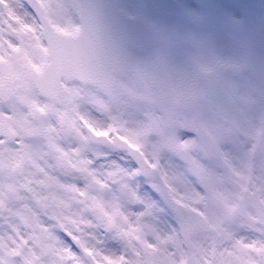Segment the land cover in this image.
<instances>
[{
  "label": "rangeland",
  "instance_id": "374dc122",
  "mask_svg": "<svg viewBox=\"0 0 264 264\" xmlns=\"http://www.w3.org/2000/svg\"><path fill=\"white\" fill-rule=\"evenodd\" d=\"M39 1L55 26L71 29L75 0ZM1 4L5 8L0 10V72L7 75L4 82L8 84L20 61L35 62L40 53L35 48L38 34L34 21L22 7L20 13L9 6L22 3L1 0ZM177 65L160 73L155 87L143 92L130 88L118 101L104 95L113 86L96 88L77 82L68 83L57 100H43L25 84L12 98L0 99V118L13 132L0 139V207L7 203L16 210L0 216V235L13 225L35 228L43 250L37 264H51L56 257L45 248L52 242L49 229L69 226L68 217L74 226H84L77 205L72 203L82 191L76 188V178L83 176L75 157L84 144L95 145L85 140L79 117L94 130L107 133L99 125L131 119L133 113L141 112L147 123L138 126L144 132L138 147L150 157L159 153L166 206L163 211L149 210L135 232L89 228L94 237L89 238L90 243L110 256L123 258L124 264H263L257 251L264 244V228L252 209L237 204V198L249 187L247 174L252 171L264 203V147L252 155L253 141L242 129L218 134L223 114L206 106L205 87L198 92L196 106L174 108L169 96L179 91L184 81L193 79L197 67L215 73L210 58L194 57L187 64L178 60ZM259 114H251L257 137ZM184 130L194 134L182 138ZM192 174L204 184L200 193L174 179L175 175L187 178ZM177 214L181 226L173 228L169 217L176 219Z\"/></svg>",
  "mask_w": 264,
  "mask_h": 264
},
{
  "label": "snow or ice",
  "instance_id": "6c2138e0",
  "mask_svg": "<svg viewBox=\"0 0 264 264\" xmlns=\"http://www.w3.org/2000/svg\"><path fill=\"white\" fill-rule=\"evenodd\" d=\"M23 7L36 11L28 0ZM110 7L117 36L111 71L120 80L105 96L118 101L130 88L143 92L155 87L160 73L177 67L178 60L187 64L194 57L210 58L215 73L205 84L204 97L207 107L223 114L218 134L242 129L254 146L258 140L264 147V119L257 137L251 115L264 113V0H114ZM142 123L147 117L135 112L131 119L101 124L107 136L95 138V147L84 144L76 155L83 173L76 188L82 191L72 203L84 226L49 229L52 242L45 248L56 257L51 264H124L123 258L91 244L87 229L127 234L141 228L149 210H164L159 153L150 157L137 147L144 136L138 129ZM193 134L184 130L181 137ZM194 175L174 179L200 193L204 184ZM84 194L88 199L80 198ZM5 213L16 210L5 203L0 216ZM169 223L179 228L180 214L169 217ZM39 243L35 228L11 226L0 235V264H37L43 251Z\"/></svg>",
  "mask_w": 264,
  "mask_h": 264
},
{
  "label": "water",
  "instance_id": "95a60500",
  "mask_svg": "<svg viewBox=\"0 0 264 264\" xmlns=\"http://www.w3.org/2000/svg\"><path fill=\"white\" fill-rule=\"evenodd\" d=\"M80 8L78 11V20L80 22V33L77 34L76 39L71 40H61V43L68 42L67 45H76L77 47V62L71 61L69 56L62 57V55H57L54 49V43H49V54L48 57L50 59L49 63L44 67V69L36 73V75H32L33 82L35 83L39 93L46 97H54L58 93L63 91L62 86H58L55 79H59L60 76L65 77L66 79L73 77L77 78L80 81H87L94 83L96 85H106L112 82L113 72L111 71V66L107 71L102 69L101 66L89 65L85 71V69L80 70L79 62L87 60L90 56V53H87L85 48H88L91 45V39H95V33L101 32L102 29H105L104 35L99 34V36H106V31L108 30V37L111 41L114 40L112 34H115V30H113L114 25L112 24L111 18V7L107 8L106 5L111 6L113 4L112 0H80ZM34 5L33 2H30ZM41 20L44 23V28L48 32H53L49 26V24L41 17ZM103 22L109 23L103 25ZM107 28H105V27ZM52 36V35H51ZM98 36V34H97ZM71 41L72 44H69ZM92 53V52H91ZM87 54V55H86ZM75 63L78 64V69L75 70ZM92 64V60L90 62ZM59 70L60 73L57 71ZM205 75V74H202ZM51 86V87H49ZM190 99L191 96L189 94H183L176 96L177 100H181L182 98ZM262 119H264V114L262 115ZM87 136L90 140L95 142V138L103 137L102 135L93 134L90 129H87ZM246 193H244L240 198L239 202L242 205H247L249 202V198L246 197ZM249 195L253 198V201H250L257 213L258 220L264 223V215L260 209V205L257 199L256 192L249 193ZM70 220V219H69ZM71 221V220H70Z\"/></svg>",
  "mask_w": 264,
  "mask_h": 264
},
{
  "label": "flooded vegetation",
  "instance_id": "af4514ba",
  "mask_svg": "<svg viewBox=\"0 0 264 264\" xmlns=\"http://www.w3.org/2000/svg\"><path fill=\"white\" fill-rule=\"evenodd\" d=\"M35 24L36 21H35ZM38 25V24H37ZM36 34L39 33L38 30V26H36ZM77 31L76 28V24H71V29L67 32L70 33H74ZM36 47L38 49V52L40 53V57L37 61H20V63L18 64V66L16 65L17 71L14 75H12L9 78V83L5 84V80L7 79V75H2V72H0V92L1 93H5V92H9L12 91L13 89H15V92H19L20 87H22L23 84H25V86H31L30 82L24 78L25 73L27 72L28 69L31 68H35L38 69L40 68L42 62H44L45 60V53H46V46L42 40L41 37H39V35L36 36ZM106 56H108V53H105ZM193 67V66H192ZM199 67H197L194 72H193V79L189 80V81H184L181 84V89L179 91H193V92H199L200 88H204L205 86L201 85L200 83H198V81L196 80V72L198 70ZM27 74V73H26ZM192 74V73H191ZM8 80V79H7ZM14 83V84H13ZM10 95L7 99L12 98ZM12 135V134H11ZM0 139H3V137L0 136Z\"/></svg>",
  "mask_w": 264,
  "mask_h": 264
}]
</instances>
